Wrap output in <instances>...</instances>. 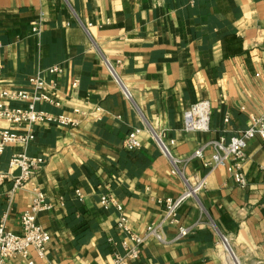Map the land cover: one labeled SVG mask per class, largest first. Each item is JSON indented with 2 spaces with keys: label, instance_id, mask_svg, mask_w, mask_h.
Here are the masks:
<instances>
[{
  "label": "crops",
  "instance_id": "1",
  "mask_svg": "<svg viewBox=\"0 0 264 264\" xmlns=\"http://www.w3.org/2000/svg\"><path fill=\"white\" fill-rule=\"evenodd\" d=\"M40 13L37 36L31 23ZM51 67L60 72L50 75ZM38 73L57 83L51 97L60 104L39 108L77 125H39L32 145L8 146L0 159L3 172L13 153L45 160L37 182L54 207L37 221L51 241L45 258L32 253L34 264H112L118 213L102 208V195L112 194L144 233L163 221L164 199L203 179L178 224L163 226L164 241L148 239L131 264H264V144L247 141L245 189L225 168L204 166L211 147L194 156L264 117V0H0V89L30 90ZM204 100L209 131H185V113ZM133 131L141 146L128 151ZM11 188L0 187V225L7 214L6 227L19 232L33 194L26 187L10 201Z\"/></svg>",
  "mask_w": 264,
  "mask_h": 264
},
{
  "label": "built area",
  "instance_id": "2",
  "mask_svg": "<svg viewBox=\"0 0 264 264\" xmlns=\"http://www.w3.org/2000/svg\"><path fill=\"white\" fill-rule=\"evenodd\" d=\"M44 23V14L40 15L31 23V33L39 36L42 33ZM110 66V65H109ZM111 68V67H110ZM113 74L114 71L111 68ZM60 72L58 67L48 69L50 75ZM30 90L23 89H0V159L8 146L18 145L25 150L32 145L36 139V127L42 124H56L67 127H74L77 122L66 116L56 115L44 109L40 105H52L60 107L55 102L51 93L57 87L54 80H46L41 73H38L29 79ZM78 81L73 83L77 87ZM124 93L130 97L125 89ZM209 101H200L190 107L184 116V128L187 132L209 131L210 128ZM75 113H80L78 109ZM228 122V119H225ZM139 132L133 131L124 139V148L128 151H136L141 144L138 138ZM259 138L264 144V117H251V125L248 129L240 131L228 141L221 137L216 141H210L194 156L203 157L206 148L211 147L213 154L210 160L204 163L205 167L216 168L223 167L235 184L245 189L248 186V180L244 173V167L247 163L245 149L249 139ZM158 146L163 154L170 156L167 146L161 138L156 137ZM42 157L30 156L26 152L13 153L8 161L9 172L0 170V187L7 182L12 183V188L7 193L11 201L18 190L30 187L33 199L26 210L20 215V231L13 232L6 227L7 214L2 218L0 225V264H9L14 258H21L27 264H34L32 253L39 258H45L47 247L51 241L49 232L38 223V215L45 211L53 209L54 204L48 201L37 177L44 164ZM178 161L174 160L177 165ZM18 174L15 175L14 173ZM205 186V179L195 186H188L186 192L180 197L166 198L161 203L165 207V217L162 222L147 227L144 233L134 231L130 224L127 213L112 194L107 193L100 197V205L103 209L114 208L118 213L116 229L121 235L120 242L117 244L111 240L112 245V264H131L138 261L141 257L142 248L148 239L154 238L163 242L164 235L162 228L164 225H175L179 222V209L184 201L190 197L196 196ZM77 196L82 199V193L76 191ZM188 230L180 228V236H186ZM226 250L232 253L229 244L224 239ZM119 245L120 249H118ZM237 264V263H235Z\"/></svg>",
  "mask_w": 264,
  "mask_h": 264
}]
</instances>
